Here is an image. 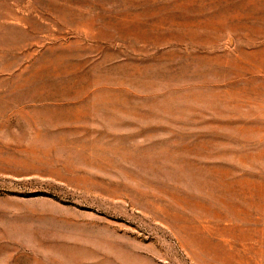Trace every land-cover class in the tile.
I'll use <instances>...</instances> for the list:
<instances>
[{"label":"rangeland","instance_id":"1","mask_svg":"<svg viewBox=\"0 0 264 264\" xmlns=\"http://www.w3.org/2000/svg\"><path fill=\"white\" fill-rule=\"evenodd\" d=\"M0 264H264V0H0Z\"/></svg>","mask_w":264,"mask_h":264}]
</instances>
